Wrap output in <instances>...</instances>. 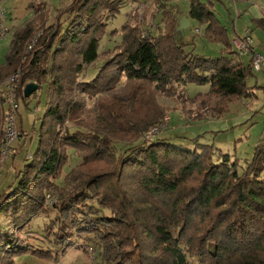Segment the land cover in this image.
<instances>
[{"label": "trees", "instance_id": "trees-1", "mask_svg": "<svg viewBox=\"0 0 264 264\" xmlns=\"http://www.w3.org/2000/svg\"><path fill=\"white\" fill-rule=\"evenodd\" d=\"M30 1L36 16L13 31L0 83L19 71L17 100L28 107L23 89L35 83L37 92L45 89V112L28 163L0 194V264L27 254L51 257L52 250L29 245L25 232L50 211L45 236L59 254L77 236L94 239L105 264H264V139L241 172L236 160L215 158V148L198 138L145 139L166 118L158 97H183L217 119L231 103L254 97L247 81L256 73L232 49L215 0H188L186 13L204 42L221 46L215 58L179 41L171 5L178 0H151L164 28L145 33L136 14L119 30L108 27L127 2L148 0H68L50 26L43 4ZM253 21L264 33V18ZM116 36V45L101 49ZM188 84L208 91L186 96L179 87ZM189 114L187 121L203 118ZM70 151L80 163L59 186Z\"/></svg>", "mask_w": 264, "mask_h": 264}, {"label": "rangeland", "instance_id": "rangeland-1", "mask_svg": "<svg viewBox=\"0 0 264 264\" xmlns=\"http://www.w3.org/2000/svg\"><path fill=\"white\" fill-rule=\"evenodd\" d=\"M30 2V0H0V8L4 9L6 14L4 26L10 30V33L0 41V64L4 62L13 31L36 16L34 11L28 8ZM38 3H42L44 9H47L45 10L47 12L46 25L50 26L55 23L60 11L68 5L69 1H34L35 5ZM171 5L178 11V18L186 15L188 0L172 1ZM212 8L220 22L226 26L230 41L235 37H242L247 28L251 29L253 33H250L253 42L254 39H257L260 31H257L252 17H257V12L260 11L263 12L264 16V0H218L213 1ZM133 14L138 16L136 19L143 33L147 31L157 32L158 28H164V22L160 21V15L154 4L148 0L142 4L127 2V5L121 9L120 14L111 22L108 29L119 30L123 23H133ZM192 27L184 38L180 34L178 35L179 41L186 46V50H193L194 53L206 58L220 56L221 46L204 42L199 27ZM197 28L200 30L199 34H196ZM106 39L103 40L101 49H109L119 42L118 36L107 37ZM99 66L100 61H96L88 67L84 76L86 82L93 79ZM247 84L253 88L254 97L231 103L227 113L219 119L212 117L207 111L201 112L197 105L184 102L183 97H158L157 101L160 106L167 110L165 117L169 118L165 130L158 137L171 139L173 142L180 141L178 138L188 140L198 138L199 143L212 145L215 148V158L219 154H224L229 155L232 161L236 160L237 170L241 172L251 159L255 147L264 139V75L262 73L255 74V77L249 78ZM123 85L124 80H122L118 90H121ZM120 90L117 92L118 94L121 92ZM179 91L192 97L197 93H206L208 87L188 84L186 88L179 87ZM27 102L28 107L20 99L18 100L16 125L21 137L12 143L11 156L0 169V194L15 184L16 174L28 163L30 155L36 148L37 132L45 112V89H40ZM85 105L87 108H91L93 101L88 100ZM185 111L189 112V115L199 113L203 118L187 121L183 115ZM67 126L70 132H73L74 128L71 124ZM69 155V162L64 167L63 174L56 181L59 186L65 184L66 175L80 163L79 156L73 151H70ZM53 217L52 211L48 214L39 215L31 221L25 231L26 234L29 233L26 235L30 238L28 244L43 250H52L51 257L41 259L27 254L14 258L13 264H105L101 256V247L92 238L73 236L70 242L74 245L59 254L60 249L51 246L50 240L45 236V228Z\"/></svg>", "mask_w": 264, "mask_h": 264}, {"label": "built area", "instance_id": "built-area-1", "mask_svg": "<svg viewBox=\"0 0 264 264\" xmlns=\"http://www.w3.org/2000/svg\"><path fill=\"white\" fill-rule=\"evenodd\" d=\"M6 14L4 9L0 8V41L4 39L10 30L4 26ZM196 34H199V29H196ZM32 41L27 50L30 51L34 45ZM253 39L251 34L246 31L242 37H235L231 41L232 49L243 58H248L251 61L252 69L255 73H262L264 75V51L257 52L253 48ZM20 72L6 78L0 83V169L4 162L11 156V145L16 140H19V132L16 125L18 100H17V85ZM169 123V118H164L162 123L152 128L146 135L145 139H153L165 130ZM46 206L52 204L50 195L46 196ZM91 251V249H89ZM92 252V251H91Z\"/></svg>", "mask_w": 264, "mask_h": 264}, {"label": "crops", "instance_id": "crops-1", "mask_svg": "<svg viewBox=\"0 0 264 264\" xmlns=\"http://www.w3.org/2000/svg\"><path fill=\"white\" fill-rule=\"evenodd\" d=\"M215 1H218V0H215ZM261 18H264L262 11L257 12V17L256 16L252 17V21L257 20V19H261ZM177 26H178V32L182 38H184L186 36L187 32L193 28L192 26L198 27L197 24L195 22L189 20L186 17V15L178 18ZM246 31L253 34L251 29L247 28L244 31L243 35L245 34ZM257 31H260V34L257 35V39H254L253 48L257 52H263L264 51V33L259 29H257ZM20 137H21V135H20Z\"/></svg>", "mask_w": 264, "mask_h": 264}, {"label": "water", "instance_id": "water-1", "mask_svg": "<svg viewBox=\"0 0 264 264\" xmlns=\"http://www.w3.org/2000/svg\"><path fill=\"white\" fill-rule=\"evenodd\" d=\"M38 90V85L35 83H29L27 84L23 89V97L25 99H28L31 97L34 93H36Z\"/></svg>", "mask_w": 264, "mask_h": 264}]
</instances>
